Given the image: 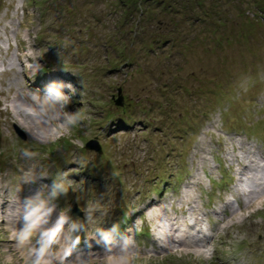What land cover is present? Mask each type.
<instances>
[{
    "label": "rangeland",
    "instance_id": "rangeland-1",
    "mask_svg": "<svg viewBox=\"0 0 264 264\" xmlns=\"http://www.w3.org/2000/svg\"><path fill=\"white\" fill-rule=\"evenodd\" d=\"M263 160L264 0H0V264H264Z\"/></svg>",
    "mask_w": 264,
    "mask_h": 264
},
{
    "label": "bare ground",
    "instance_id": "bare-ground-1",
    "mask_svg": "<svg viewBox=\"0 0 264 264\" xmlns=\"http://www.w3.org/2000/svg\"><path fill=\"white\" fill-rule=\"evenodd\" d=\"M36 92H38V93L41 94L40 91H36ZM20 124H21L23 127H25L26 129H30V126H27L23 121H20ZM44 133H45V132H44ZM263 162H264V160H263ZM21 202H22V201H21ZM21 202H20V203H21ZM18 203H19V202H18ZM20 203H19V204L16 203V204H17V210H16V211H17V214H18L19 218L21 217V215L24 216V206H23L22 204H20ZM15 207H16V206H15ZM21 209L23 210V213L20 211ZM161 210H162V213H164V207H162ZM29 218H31V217H29ZM20 220H21V219H20ZM18 221H19V220H18ZM61 221H62V220H61ZM22 222H23V221H22ZM30 225L34 226L32 222H31ZM34 227H35V226H34ZM35 229H36V228H35ZM66 237H67V236H65V237L63 238V240H67ZM87 243H88V244H87ZM85 244H86V246L84 245V246L81 248V250H83V251H84V250H91V249L93 248V246H96L95 244H92V243H90V242H86V241H85ZM80 246H81V245H80ZM204 250H205V249H204ZM76 252H77V251H76ZM70 254H71V253H70ZM70 254H69V255H70Z\"/></svg>",
    "mask_w": 264,
    "mask_h": 264
},
{
    "label": "water",
    "instance_id": "water-1",
    "mask_svg": "<svg viewBox=\"0 0 264 264\" xmlns=\"http://www.w3.org/2000/svg\"><path fill=\"white\" fill-rule=\"evenodd\" d=\"M122 97H123L122 94H119V95L117 96V98H115V102H116V103H120ZM93 142H95V143H94V147L97 148V149L99 150V149H100V145H99L96 141L87 140V141L85 142V145H86V146H89V145H91ZM72 210H73L74 212H76V213H80V212H81L80 209L78 208V206H77L76 204L73 205Z\"/></svg>",
    "mask_w": 264,
    "mask_h": 264
},
{
    "label": "clouds",
    "instance_id": "clouds-1",
    "mask_svg": "<svg viewBox=\"0 0 264 264\" xmlns=\"http://www.w3.org/2000/svg\"><path fill=\"white\" fill-rule=\"evenodd\" d=\"M79 208V207H78ZM80 209V208H79ZM73 211V210H72ZM80 211H81V209H80ZM74 212V211H73ZM74 213H76V212H74ZM81 213V212H80ZM80 213H76V214H80Z\"/></svg>",
    "mask_w": 264,
    "mask_h": 264
},
{
    "label": "snow or ice",
    "instance_id": "snow-or-ice-1",
    "mask_svg": "<svg viewBox=\"0 0 264 264\" xmlns=\"http://www.w3.org/2000/svg\"><path fill=\"white\" fill-rule=\"evenodd\" d=\"M55 233H53V235H54Z\"/></svg>",
    "mask_w": 264,
    "mask_h": 264
},
{
    "label": "trees",
    "instance_id": "trees-1",
    "mask_svg": "<svg viewBox=\"0 0 264 264\" xmlns=\"http://www.w3.org/2000/svg\"><path fill=\"white\" fill-rule=\"evenodd\" d=\"M262 9V8H261ZM123 98V97H122Z\"/></svg>",
    "mask_w": 264,
    "mask_h": 264
}]
</instances>
